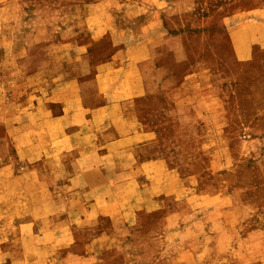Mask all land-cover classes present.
<instances>
[{"label": "rangeland", "instance_id": "1", "mask_svg": "<svg viewBox=\"0 0 264 264\" xmlns=\"http://www.w3.org/2000/svg\"><path fill=\"white\" fill-rule=\"evenodd\" d=\"M117 32L152 48L119 101ZM64 101L139 140L64 141ZM0 264H264V0H0Z\"/></svg>", "mask_w": 264, "mask_h": 264}, {"label": "crops", "instance_id": "2", "mask_svg": "<svg viewBox=\"0 0 264 264\" xmlns=\"http://www.w3.org/2000/svg\"><path fill=\"white\" fill-rule=\"evenodd\" d=\"M150 9H153L152 14L154 15V20L157 21L156 24L160 23L159 19L161 21V8L158 7H152ZM146 11L144 12H147ZM149 14V13H148ZM147 14V15H148ZM147 20V18H146ZM145 20V21H146ZM144 25V24H143ZM146 26H150L147 24ZM103 30V28H102ZM115 30V29H114ZM124 31V30H123ZM107 32V31H104ZM119 35V43L122 44L124 41L122 38L124 37V32L120 33L117 32ZM112 34V33H111ZM121 34V35H120ZM150 43V40H138L136 42H132L130 44L124 43L122 44L123 47L120 49L122 52L121 55L119 54H112L110 58L104 60L99 65H97L98 72L95 74V79L100 82V88L101 90L99 93L101 94H107L112 93L114 95V98L116 101L124 100L129 97L138 96V95H144L148 92L149 85L146 82V75L142 73V69L139 66V62L148 59L149 52L151 51V47L148 46ZM150 49V51H149ZM141 55H144L141 57ZM150 58V57H149ZM102 81V82H101ZM82 83V81H80ZM76 83L78 86L82 84ZM75 83H65V88L71 87ZM75 84V86H76ZM69 90V89H67ZM66 91V90H65ZM64 91V92H65ZM80 91L79 88L76 89V92ZM67 92V91H66ZM61 102V101H58ZM80 106V107H79ZM76 108L79 107L80 111L86 112V109H93L85 105H76ZM62 109L63 112L58 118H48V122L59 124V127L61 130H66L69 133V136L65 137L63 139L64 141H69L73 136H80L78 141L84 142L87 140H93L94 142L99 141H105V136L95 135L88 131L91 128L94 129H104L113 127L114 128V136L111 135L110 138L107 140L110 141V145L116 144V143H122V142H129L130 146L136 145L137 141V132H121V130L117 129L116 124L114 123V120L108 121L106 118H104L101 121H96L95 118H85V116L79 120V121H70L67 122L70 118L68 116V112L70 111V106L68 101L62 102ZM99 109V108H98ZM97 111H93L94 114L100 113L102 110L103 113H105L107 107H102V109ZM71 116V115H70ZM66 119V120H65ZM64 123V125H63ZM118 125V124H117ZM87 130V131H86ZM86 131V133H84ZM85 155V153H84Z\"/></svg>", "mask_w": 264, "mask_h": 264}]
</instances>
